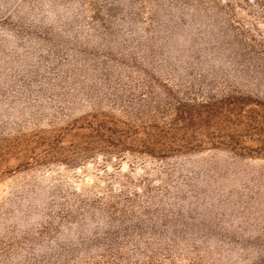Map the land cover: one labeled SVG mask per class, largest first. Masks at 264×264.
Instances as JSON below:
<instances>
[{
  "label": "rangeland",
  "instance_id": "1",
  "mask_svg": "<svg viewBox=\"0 0 264 264\" xmlns=\"http://www.w3.org/2000/svg\"><path fill=\"white\" fill-rule=\"evenodd\" d=\"M0 264H264V0H0Z\"/></svg>",
  "mask_w": 264,
  "mask_h": 264
}]
</instances>
